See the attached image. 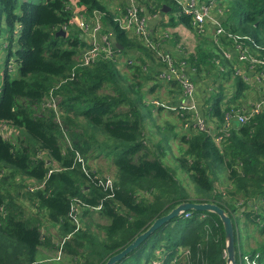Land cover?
I'll return each instance as SVG.
<instances>
[{
	"label": "trees",
	"instance_id": "16d2710c",
	"mask_svg": "<svg viewBox=\"0 0 264 264\" xmlns=\"http://www.w3.org/2000/svg\"><path fill=\"white\" fill-rule=\"evenodd\" d=\"M78 2L86 13L97 10L103 14V31H111L122 46L117 48L119 58L76 64L86 42L71 24L69 0H0V62L5 66L0 73V126L22 130L21 135L29 142L11 140L0 130V264H43L36 253L41 244L50 243L36 215L26 218L13 195L1 190L16 174L32 179L31 184L45 179L43 186L25 192L36 213L46 215L61 236L73 229L68 217L73 198L89 207L101 204L98 211L109 219L101 227L104 237L97 238L84 223V215L91 210L83 208L82 227L64 241L66 252L72 255L71 264H103L156 218L185 201L213 202L223 208L233 223L236 264H245L242 253H248L250 258L258 253V260L264 264V109L246 123L233 122L220 143L213 136L221 134L218 129L225 111L249 105L251 82L233 75L240 62L235 57L227 59L222 50L232 46L230 34L240 37L252 53L264 58V0H216L225 34L215 41L209 31L199 36L201 45L194 53L182 50L178 60L194 67L190 72L194 82L211 78L202 102L197 103L209 130L186 131L181 124L190 112L178 109L180 84L176 80L160 82L162 62L158 58L156 62L153 52L114 20L115 7H125V0L111 8L102 0ZM140 3L150 15L161 12L164 4L170 7L168 19L160 23L163 29L177 24L191 27V17L181 12L175 0ZM60 29L65 34L58 33ZM154 33L161 44L168 39L165 33ZM9 62L15 65L12 69L7 66ZM72 71L74 76L69 79ZM229 79L232 95L224 86ZM149 81L152 85L148 88ZM166 83L170 106L177 108V122L167 123L173 131L164 126L167 131L163 139L168 143L178 137L182 143L176 161L191 181L194 195L188 193L176 169L160 156L140 155L146 143L144 120L153 111L168 109L148 103L146 94ZM50 97L56 101L55 109L46 105ZM87 129L92 139L98 132L104 135L108 148L92 158L110 154L116 166V188L111 197L73 160L74 149L82 155L90 150L84 138ZM39 150L46 151L60 169L47 176L50 165L46 158L36 156ZM220 168L227 173L225 190L217 187ZM185 212L189 215L184 216ZM185 212L158 227L115 264H226L224 228L219 216L206 210ZM243 218L240 227L239 220ZM251 225L258 239L253 247H242L241 236L251 240ZM88 247L89 256L85 251Z\"/></svg>",
	"mask_w": 264,
	"mask_h": 264
},
{
	"label": "built area",
	"instance_id": "2783aa9c",
	"mask_svg": "<svg viewBox=\"0 0 264 264\" xmlns=\"http://www.w3.org/2000/svg\"><path fill=\"white\" fill-rule=\"evenodd\" d=\"M181 8V12L191 17V27L188 28L196 35H204L207 29V22L212 21L214 24V40L217 41V36L225 34V30L220 21V9L217 8L216 0H175ZM74 6L79 12V17L74 16ZM69 8L72 10V21L74 29L79 31V36L86 42L77 58V65H89L92 62L100 59H115L119 58L118 49L114 46L112 41V32L103 31L102 13L93 10L86 13L85 7L80 5L78 0H69ZM116 13L114 20L117 21L119 26L126 30L129 34L137 38L143 45L150 49L154 56H156L163 64V68L158 73V78L161 81L176 80L181 87V105L179 110H187L190 112V117H184L182 120V129H196V130H209V123L207 119L200 113L196 105V86L195 82L191 79L190 72L194 71L183 59H174L173 55L163 49L161 42L155 39V33L150 29L148 19L150 14L140 0H127L125 7L122 9L118 6L115 7ZM151 16H157L153 14ZM232 38V46L222 50L223 55L227 59L235 57L241 63L234 68V74L243 77L245 82H253L262 87L259 96L249 100V105L244 108H231L224 113V122L218 129L221 134H213L214 140L220 143L222 136H228L229 126L233 122L246 123L251 116L258 114L264 109V58H261L249 50V47L238 36L227 34ZM218 62V60L216 61ZM246 65V67H245ZM73 71L69 74V79L73 78ZM148 103L153 104L155 107L165 106L166 103L158 99L149 100ZM189 105H187V104ZM46 105L56 108V101L53 97L47 101ZM171 110L177 111L175 106L169 107ZM73 160L80 164L81 170L86 174L91 181L96 185L102 187L107 191V197H111L115 191L114 178L108 175L98 174L94 168H90L84 161L80 151L74 149ZM38 158H46L49 166L47 176L54 170L60 169L58 163L46 156V151L39 150L37 153ZM45 179L37 184L30 185L27 189L33 190L38 186H43ZM89 208L91 211L99 210L101 204L89 207L85 202L78 198H73L68 211V217L73 225L72 232L79 230L82 227L81 210ZM189 213L185 212L184 216ZM71 234H68L70 236ZM67 236V237H68ZM187 253V251H185ZM226 254V253H225ZM245 264H262L258 257L255 255L250 258L248 253L241 255ZM158 264V261H157Z\"/></svg>",
	"mask_w": 264,
	"mask_h": 264
},
{
	"label": "rangeland",
	"instance_id": "374dc122",
	"mask_svg": "<svg viewBox=\"0 0 264 264\" xmlns=\"http://www.w3.org/2000/svg\"><path fill=\"white\" fill-rule=\"evenodd\" d=\"M32 2H39L42 0H30ZM104 3H106L107 6L110 8L115 6L116 3H118L120 0L114 1V0H102ZM76 6H74V16L79 17V12L76 10ZM192 35L187 39V43L189 45V49L191 50V53H194L198 47V45H201V42H199V35H196L193 33V31L189 30ZM203 36V35H202ZM188 49V51H189ZM190 52V51H189ZM3 53V52H2ZM155 57V61L157 62V57ZM173 58L176 59L177 56L173 55ZM2 60H5L3 58ZM2 63V62H0ZM8 68L12 69L15 65L12 66L11 62H9ZM217 65H219L218 62H216ZM4 63L0 66V73L4 70ZM12 75L15 74V68L14 71H10ZM234 76L236 74L233 73ZM2 79V77H1ZM2 80H0L1 82ZM225 81V80H223ZM231 79L226 81L224 83L225 88H232L229 85V82ZM124 84H128L127 82H124ZM148 88L152 85V82L149 81ZM166 96L164 93H161V89H156L155 92L152 94H146L147 101L152 99H158L163 100L166 99ZM255 98V97H253ZM248 100H251L252 98L247 96ZM177 111L174 110H168V109H162L160 111L157 110V115H151L150 117H146V119L143 122V131L146 134L145 137V145L142 147V150L140 152V155H147L149 158H153L155 156H160L164 162L171 166L172 168L176 169V175L180 178L179 180L185 185L186 190L190 195L195 194L194 187L191 184V181L187 177V174L181 170L178 165L176 158L179 156V150L182 147V143L180 142L178 137L171 138L168 143L164 141V133L167 131L166 129H169L173 131V129L170 128L171 125L167 124H173L174 122H177ZM0 130L3 132L2 134L6 137H8L11 140H14L16 142H23V144H28L29 142H26V140L21 135L22 130L19 131L14 126H6V124H2L0 126ZM90 129H87L84 138L89 142L90 144V150L87 153H84L82 156L84 158L85 163L88 167L94 168L98 174L101 175H108L112 178L116 176L117 169L116 166L113 164V158L110 154H104L101 153L99 156H96L95 158H92L97 154L100 150H108L107 145L104 143L103 139H105V136L101 133H97L96 138L92 139L90 138ZM10 136V137H9ZM66 139H69L68 137ZM33 143L34 141L30 139ZM71 142V141H70ZM31 143V142H30ZM38 151H36L37 156ZM8 173V172H7ZM217 187L225 190L228 186V178L227 173L224 168L217 169ZM31 183H34L32 179H27L26 177L16 174V176L13 179H9L8 182L4 185L3 188H1L2 191H8L11 193L15 199V201L22 206V209L24 211V214L26 218H31V215H36L34 218H38L41 221V232L45 236L46 239L50 240V243L44 242L38 247L36 258L39 262L43 264H71L72 261V255L68 254L66 252V249L64 248V241L67 240L70 236L68 234H72V230L68 232L65 236H61L60 230L55 229L52 227L51 221L48 219L46 215L41 213H36V211L33 209L32 204L29 201V194L27 191L28 187L32 185ZM33 218V217H32ZM245 218L240 219L239 223L241 221H244ZM109 222V219L102 215L98 210H94L93 212H87V214L84 215V223H87L90 227V231L98 236L97 238L104 237V232L102 230V225H105ZM241 227V226H240ZM252 225L249 227V236H251V240L247 239L246 248L253 247L256 243L255 239H258V235L254 231V229H251ZM242 233V230H241ZM244 234V233H242ZM68 236V237H67ZM254 236V238H253ZM245 238L241 236L240 242L242 247L245 245ZM90 247H88L86 251V255H91L88 250ZM243 254V253H242ZM259 255L258 253H256ZM255 254V255H256ZM97 259V256H96ZM154 263L157 264V261Z\"/></svg>",
	"mask_w": 264,
	"mask_h": 264
},
{
	"label": "crops",
	"instance_id": "0c3cea01",
	"mask_svg": "<svg viewBox=\"0 0 264 264\" xmlns=\"http://www.w3.org/2000/svg\"><path fill=\"white\" fill-rule=\"evenodd\" d=\"M114 1H117V0H114ZM126 2H127V0H125V3ZM164 6H165L164 11L163 10L161 12L157 11V13H156L157 16H151L150 15V18L148 19L149 27L153 32L156 31L157 35L165 33V36H167L168 39L164 41L162 46L167 51H169L172 55L177 56L176 59H179L180 58L179 56H181L180 54H181L182 50L186 51V53H191V50L189 49V45L185 44V43H187V39L189 37H191L192 33L189 31L190 29H188L186 26H184L182 24H177L175 26H166V27H164V29L161 28L160 23L163 20L168 19V17H169L168 11H170L169 6H167L166 4H164ZM209 31H211L214 35V24L212 21L207 22V29L205 31V35L207 33H209ZM173 34H175V37L172 36ZM173 40H175L176 42L174 43ZM188 49L190 52L188 51ZM240 65H241V63H240ZM161 69H162V67H161ZM207 77L208 76H206V78ZM206 78L203 79V81L197 80L195 82V85H196V101H195L196 105H197V103L199 104L202 102V98H203L202 95L204 94L205 87L208 85V81L211 80V78L208 80H206ZM160 82H164V81L160 80ZM166 86H167V83L163 84L160 87L161 93H164L166 95V96H164V97H166V99H164L163 101L161 100V101L165 102L166 103L165 107L170 109L169 107H170V104H172V101L169 100V95L167 94L168 90L166 89ZM250 86H251V89L249 91L248 97H250V98L258 97L259 92H261L263 90L262 87H260L258 85V83H256L255 79H253V82H251ZM226 92L228 95H232L234 93V89L233 88H227ZM180 100H181V98H180ZM168 103H169V105H168ZM187 105H189V104H187ZM152 115L156 116L157 111H153ZM179 123L180 122L177 123V126H178V129L180 130L181 128L179 126ZM176 129H177V127H176ZM90 212H93V211H90ZM242 224L243 223H240V226H242ZM54 228L57 230L56 226H54ZM246 243H247V239H245L244 247H247Z\"/></svg>",
	"mask_w": 264,
	"mask_h": 264
},
{
	"label": "water",
	"instance_id": "95a60500",
	"mask_svg": "<svg viewBox=\"0 0 264 264\" xmlns=\"http://www.w3.org/2000/svg\"><path fill=\"white\" fill-rule=\"evenodd\" d=\"M164 5L162 10L164 11ZM63 33V30H58V33ZM113 44L116 48L122 49L114 38H112ZM187 210H206L216 213L223 225L224 236H225V253H226V264H236L235 260V247H234V230L231 217L225 212L223 208L213 202H181L172 208L168 213L156 218L151 225L137 235L129 244H127L120 251L112 254L103 264H115L122 258L127 256L132 250H134L140 243H142L151 233H153L158 227L165 224L170 219L179 216L181 213Z\"/></svg>",
	"mask_w": 264,
	"mask_h": 264
},
{
	"label": "flooded vegetation",
	"instance_id": "af4514ba",
	"mask_svg": "<svg viewBox=\"0 0 264 264\" xmlns=\"http://www.w3.org/2000/svg\"><path fill=\"white\" fill-rule=\"evenodd\" d=\"M112 38H114L113 35H112Z\"/></svg>",
	"mask_w": 264,
	"mask_h": 264
}]
</instances>
